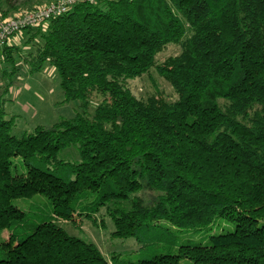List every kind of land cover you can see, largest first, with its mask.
Masks as SVG:
<instances>
[{
	"label": "trees",
	"instance_id": "16d2710c",
	"mask_svg": "<svg viewBox=\"0 0 264 264\" xmlns=\"http://www.w3.org/2000/svg\"><path fill=\"white\" fill-rule=\"evenodd\" d=\"M38 1L0 0V13ZM22 34L0 46V229L14 244L0 264H264V0H82ZM172 44L180 51L158 60ZM24 65L52 68L76 113L17 132L7 104ZM152 70L175 99L134 93ZM35 195L51 209L15 204ZM105 215L112 237L143 246L159 221L234 228L132 259L62 225ZM162 233L172 245L170 226Z\"/></svg>",
	"mask_w": 264,
	"mask_h": 264
},
{
	"label": "rangeland",
	"instance_id": "374dc122",
	"mask_svg": "<svg viewBox=\"0 0 264 264\" xmlns=\"http://www.w3.org/2000/svg\"><path fill=\"white\" fill-rule=\"evenodd\" d=\"M54 0H39L38 3H49ZM35 4V2L33 3ZM22 33L13 37V41L19 46L24 43ZM180 51L179 45H169L163 52L158 55V60L176 54ZM2 61V49L0 48V67L4 66ZM18 64L21 63L18 61ZM22 65V64H21ZM7 68H9L7 66ZM52 68L46 67L43 72L33 75L28 73L26 65L21 66V70L15 77V83L10 87L9 97L10 102L7 104V109L18 115V126L16 131L29 130L37 124L49 126L61 117H71L78 110L77 102H64L63 93L59 88L55 72ZM2 84H6V79H0ZM130 86L134 93L138 96H147L160 90L171 99L176 98V94L172 87L160 77L155 70H152L148 75L131 80ZM93 108H90L92 111ZM147 200H151L152 196L145 191L143 194ZM15 204L28 211L32 216L35 215L37 208H43L45 211L51 209L50 203L42 195H35L31 198H18ZM104 214V210L101 211ZM99 214L98 218L101 219ZM105 225H95L91 221L86 220L80 226H75L71 222H63L62 225L72 234L84 237L95 242L101 251L110 257L113 252L124 257L139 259L149 257L155 252H176L180 244L185 243H208L211 234L220 233L222 231L231 230L234 228L232 222L218 219L210 226L202 229L193 228H178L171 226L167 221H159L151 228L145 231L146 242L136 241L134 237L129 238H114L111 236L112 223L108 216H104ZM170 226L171 235H175L174 243L169 244L163 236L164 227ZM0 247L4 250L13 253L14 244L9 241L7 230L0 229ZM179 264H194L187 258L180 259Z\"/></svg>",
	"mask_w": 264,
	"mask_h": 264
},
{
	"label": "built area",
	"instance_id": "2783aa9c",
	"mask_svg": "<svg viewBox=\"0 0 264 264\" xmlns=\"http://www.w3.org/2000/svg\"><path fill=\"white\" fill-rule=\"evenodd\" d=\"M78 1L82 0H54L9 17H3L0 13V46L9 43L28 27L46 25L50 19L65 13Z\"/></svg>",
	"mask_w": 264,
	"mask_h": 264
},
{
	"label": "crops",
	"instance_id": "0c3cea01",
	"mask_svg": "<svg viewBox=\"0 0 264 264\" xmlns=\"http://www.w3.org/2000/svg\"><path fill=\"white\" fill-rule=\"evenodd\" d=\"M1 48V47H0ZM2 49V48H1Z\"/></svg>",
	"mask_w": 264,
	"mask_h": 264
}]
</instances>
